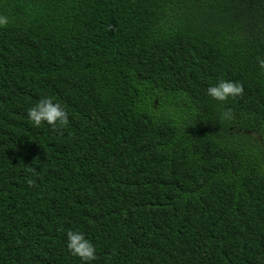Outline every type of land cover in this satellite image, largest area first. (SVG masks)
<instances>
[{
  "label": "trees",
  "instance_id": "16d2710c",
  "mask_svg": "<svg viewBox=\"0 0 264 264\" xmlns=\"http://www.w3.org/2000/svg\"><path fill=\"white\" fill-rule=\"evenodd\" d=\"M0 14V264H83L67 230L88 264H264V0ZM219 79L242 93L213 100ZM45 96L64 125L27 120Z\"/></svg>",
  "mask_w": 264,
  "mask_h": 264
},
{
  "label": "clouds",
  "instance_id": "9594fccd",
  "mask_svg": "<svg viewBox=\"0 0 264 264\" xmlns=\"http://www.w3.org/2000/svg\"><path fill=\"white\" fill-rule=\"evenodd\" d=\"M9 23V17L0 14V27ZM259 71L264 72V59L257 60ZM242 93V85L232 80L219 79L215 84L206 89V94L216 101H226L229 98L237 97ZM27 120L34 127L41 126L42 122L52 127L64 125L68 120V115L60 103L54 102L52 98L45 96L40 98L32 106L28 107ZM225 118L231 116V110L223 112ZM26 183L31 185L33 180L28 178ZM66 247L72 255L78 256L83 264L93 261L96 258V248L94 244L85 237L82 232L75 230L66 231Z\"/></svg>",
  "mask_w": 264,
  "mask_h": 264
}]
</instances>
